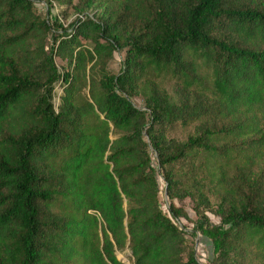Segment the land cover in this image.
<instances>
[{
  "label": "trees",
  "instance_id": "1",
  "mask_svg": "<svg viewBox=\"0 0 264 264\" xmlns=\"http://www.w3.org/2000/svg\"><path fill=\"white\" fill-rule=\"evenodd\" d=\"M39 1L0 0V264H126V248L131 264H202L162 210L161 179L171 199L199 200L213 264L264 260V0H102L115 3L106 19L75 14L37 58L32 43L44 48L51 29ZM160 77L183 97L137 107ZM208 115L222 126L172 136ZM239 167L260 170L233 184ZM184 177L218 190L216 206Z\"/></svg>",
  "mask_w": 264,
  "mask_h": 264
},
{
  "label": "rangeland",
  "instance_id": "2",
  "mask_svg": "<svg viewBox=\"0 0 264 264\" xmlns=\"http://www.w3.org/2000/svg\"><path fill=\"white\" fill-rule=\"evenodd\" d=\"M36 7L38 8L41 16L45 18L51 29L45 36V51L43 47H39L37 44H33L34 50H37V54L35 55L37 58L45 55V52H50L51 46L54 43L55 39L59 37V35L63 34L65 31H69L72 24L75 14L84 13L89 17L95 18L97 20H104L107 18L108 14L112 12L113 8H115L114 2L99 0L98 2L86 6L84 0H40L36 3ZM126 50H116L114 52L113 58L109 62V69L118 74L124 65L126 59ZM57 65L59 66V70L64 71L68 69V63L65 60H61L59 57L55 58ZM62 89L60 86L56 88V103L59 102V96L62 93ZM81 95L83 98H89V88H85L81 91ZM163 97L168 102H176L180 100L183 95L181 94L180 88L177 86V83L174 79H169L168 77H160L155 78L151 81L144 82L138 89V91L132 96L131 100L133 103L140 108L146 109L147 104L153 100L154 97ZM209 118V119H208ZM208 118L203 120L193 122L188 126L178 125L172 132V136L179 140H186L189 136L195 135L199 132L201 128H213V127H221L222 123L217 120L214 116L208 115ZM113 137V136H112ZM260 168H254L253 170H249L247 167H239L234 169L230 173V181L235 184L238 182H244L247 180L249 183L253 182L258 174ZM205 176L203 175V178ZM182 185L184 188L188 186L195 190L196 197L197 190H202L206 196L210 199L212 203L211 206H216L219 201L220 192L218 190L213 191L212 188L207 189L201 187V181H197L195 178L185 177L182 179ZM161 190L159 194L160 205L164 213L168 214L173 221L184 230L186 238L189 240L190 244L194 247L197 257L202 264H213L215 260V254L213 245L207 239H205L202 234L196 230L195 222L198 217L195 212V206L199 200L193 199L191 197H176L171 199L166 194L165 182L164 180H160ZM192 192V195L195 194ZM174 202L176 206L180 207L182 210H185L187 216L179 215L173 216V214L169 211L170 203ZM208 219L213 224H220L221 218L213 211L208 210L206 212ZM118 256L122 259L126 264H131L133 262L132 257L130 256V251L126 248L122 252H118ZM244 264H264V260H252L250 256L248 259L244 261Z\"/></svg>",
  "mask_w": 264,
  "mask_h": 264
}]
</instances>
